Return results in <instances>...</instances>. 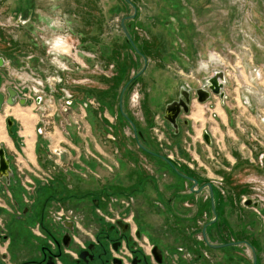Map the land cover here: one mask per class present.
Wrapping results in <instances>:
<instances>
[{
  "label": "rangeland",
  "instance_id": "1",
  "mask_svg": "<svg viewBox=\"0 0 264 264\" xmlns=\"http://www.w3.org/2000/svg\"><path fill=\"white\" fill-rule=\"evenodd\" d=\"M52 2L0 0V55L12 59L16 73L12 84L30 95L28 105L39 114L35 161L17 155L12 158L25 190L22 201L30 200L25 194L28 197L32 188H40L34 197L35 216H52L57 230L53 212H77L65 206L64 195L69 192L57 189L68 185V177L69 183L83 178L77 172L78 153L63 140L73 135L71 141L78 146V135L82 134L90 146L83 167L92 166L84 186L101 184L96 181L100 175L95 168L102 163L107 162L109 172L108 189L86 192L88 201L113 200L117 209L113 204L107 209L122 213L142 231L130 194L135 185L110 183L117 173L128 175V182L131 174L139 178L149 174L160 183L166 182L168 174L160 167L167 166L162 163L167 159L177 172L195 178L197 183L190 190V183L182 180L180 192L186 195L170 211L183 221L192 219L185 228L188 241L180 240L173 248L162 245L163 249L176 255L181 264H215L213 254L218 250L230 254L236 263L245 258L250 261L251 247L254 254L261 255L258 264H264V0H70L65 9ZM29 7L33 10L31 22L15 26L16 15L23 11L27 17ZM55 10H62L70 25L75 22V27L80 26L81 35L77 29L64 32L63 41H58L61 55L53 58L43 44L49 32L42 21ZM122 23L136 49L125 36ZM210 56L214 62L209 69L196 71L197 61ZM219 70L225 77L223 99L211 94L199 103L192 95L189 113L181 115L190 126H182L174 135L162 118L164 104L177 96L179 86H186L193 94ZM54 126L62 131L60 135L54 133ZM17 130L15 127L12 137L17 140L16 149L26 150ZM204 131L210 135V144L203 140ZM124 136L131 148L127 154L112 151L117 156L113 161L103 162L100 152L93 149L94 141L98 146L112 147L117 137ZM66 149L72 151V167L78 169L71 176V171H64L69 158H65ZM114 162L119 163L118 168H113ZM207 184L212 188L214 210ZM13 195L9 198L17 200ZM246 199L258 205L246 206ZM164 203L165 199L156 200L154 206L164 209ZM97 211L104 213L101 208ZM214 215L217 222L209 225ZM163 230L170 234L171 229ZM54 237L61 241V236ZM147 240L153 244L156 239ZM39 241L46 245L45 240ZM207 242L235 244L215 249ZM61 259L70 263L64 254Z\"/></svg>",
  "mask_w": 264,
  "mask_h": 264
},
{
  "label": "crops",
  "instance_id": "2",
  "mask_svg": "<svg viewBox=\"0 0 264 264\" xmlns=\"http://www.w3.org/2000/svg\"><path fill=\"white\" fill-rule=\"evenodd\" d=\"M70 0H53V4L55 7H59L61 6L62 9H65V4L66 2ZM39 10V9H37ZM75 23V22H74ZM71 24L70 25V29L71 31L74 30H78L79 35L80 34V30L78 28H80V26L75 27V24ZM72 27V28H71ZM85 41H87L86 37H85ZM89 41V40H88ZM14 65H7L5 67H0V82L3 84H12V81L15 78V70H14ZM70 79L72 78L69 77ZM179 89V88H178ZM27 112V113H26ZM22 115V116H21ZM28 117H25V116ZM34 115V116H33ZM50 115V114H48ZM11 117L14 120V128L17 127V134L18 137L20 138L19 141L23 143H26L27 145V149H16V141L9 135L8 133V129H7V124H6V119ZM24 117L27 119H24ZM24 119V120H23ZM31 119V120H29ZM38 119H39V114H37L36 110L34 108H32L28 105H20L18 103H15L14 105L10 106V105H4L2 111L0 112V147H3L5 150V155L6 157L9 159V166L10 169L16 179V183L15 185L12 187L11 192L8 191L7 189L4 191L3 193V181L0 179V196L1 198H4L7 200V202L10 204V199L9 196L11 194H14L15 197H17V200L21 201L22 198L21 196L23 195V186L22 183L20 182V180L18 179V175H17V170L16 166L14 165L15 163L12 161L13 155H17L19 156L21 159L24 160H29V162L33 163L36 159V153H34V142L37 139V136L35 134V129L38 123ZM29 120V121H28ZM28 121V123H27ZM26 124H25V123ZM190 126L189 122L188 124L185 125ZM87 127V126H85ZM14 128H13V132H14ZM29 129V130H28ZM87 129V128H86ZM58 132H62L59 128L54 126V133L59 134ZM64 132V131H63ZM60 135V134H59ZM79 136V142H78V146L74 145V142L72 143V139H73V135L72 136H68L64 137L63 140L64 142H67L66 144L68 145V147L70 149L75 148V151L73 152H77L78 154L76 155V157H78L79 161V170H75L72 167V162L73 160L70 159V153L72 152L71 150H65L67 151L65 154V158H68V161L66 162V169L65 170H69L71 171L68 176H71L72 174H77V173H72L74 171H77L79 175H83V178H80L78 181L79 183H69V177H68V185H63L62 188H58L57 192H66L68 191V195H64V203L65 206L67 207H71L76 209L77 211H80L83 215V222H82V226H83V231L86 234H80L78 237L80 239L82 238H87L90 239L93 236H96L98 230L100 229V220H98L97 217V213L95 212V208L98 206L101 209H103V211H107V206L108 205H112L113 203H115L113 200L112 201H107V198H102V199H98L100 200L98 205H94L92 202V197L90 198L91 201L87 200L88 194L86 192L88 191H93V190H101V191H106L108 188L106 187L107 185V178L106 176H108L109 172H106V165L108 160L113 161L114 157L112 155V151L116 152H121L122 153H128V148H131L130 145V141L128 140L127 137H117L116 142L112 143V147L111 145H102V146H98V144L94 141V146L93 149L96 150V152H100L99 154H101V157L103 160V162L106 163H102L100 165V167L95 168L97 170V175L100 177L97 178L96 181L101 182V184H98L97 182H94L95 184H93L91 186V188L86 187L84 185L88 184V180L86 177V173L89 174V170L92 168V166H88L86 165L85 167L84 164L87 163L85 160H88L87 158V152H89V142L85 139V136L78 135ZM29 141V144L26 142ZM32 141V142H30ZM206 143V142H205ZM207 144V143H206ZM30 147V148H29ZM29 148V149H28ZM71 151V152H70ZM127 157V156H126ZM86 158V159H85ZM121 158H125L124 156ZM72 160V161H71ZM167 166H163L160 167L161 169H163L167 174H168V179L166 182H159L158 180H156L154 177L149 176V174L146 176V178L141 177L139 178V175H135V174H131L130 180L131 182H128L127 180V176H123V173H117L116 176L114 177V179L112 180V182L110 184L116 185V186H126V185H131L136 188H134L135 192L133 191L132 196H134V202L132 204L133 209L135 210V213L138 214V219L136 220H142L141 222V226H142V231L139 228L138 230L140 231L141 235L144 236L145 238L149 239L150 241L153 239H156L154 241L153 244L157 245L159 248L163 249L162 245L165 248H173L174 244L176 245V243H178L180 240H184V241H188V237L185 231V228L190 227L189 223H191L192 219H186V211L183 209H181L182 211V216L186 219L183 221L182 218L176 217L174 215H172L170 213V211L175 208L174 205L177 207L178 201L182 198L185 197L186 194H184L183 192H180L182 190L183 187V183L182 180L189 182L190 183V190L192 188V186L194 185L193 180H195L197 182V180L193 177L192 180H186L185 178L181 177L177 170L172 166V163L166 161V160H162ZM76 162V161H75ZM85 162V163H84ZM161 163V162H159ZM161 163V164H162ZM113 168L116 167L118 168L119 163L118 162H114L111 163ZM122 165V163H121ZM134 165V164H133ZM22 167H24L22 165ZM88 170V171H87ZM168 170V171H166ZM82 171V172H81ZM91 172V171H90ZM135 175V176H134ZM124 181H126L127 183H123ZM101 185V188L100 186ZM198 185V184H197ZM201 186V185H200ZM199 186V187H200ZM2 190V191H1ZM128 190V189H127ZM25 191V190H24ZM199 193V192H196ZM13 195V196H14ZM87 195V196H86ZM19 197V198H18ZM106 197V196H105ZM210 197V195H209ZM0 200H3L1 199ZM165 199V203L164 205H166L164 207V209H158L156 206V200L164 201ZM210 199V198H209ZM107 202H106V201ZM183 200V199H182ZM23 203V201H21ZM182 202V201H181ZM50 202H48L45 206V213H46V208L49 205ZM200 205L199 207H202L203 204V200H200ZM211 203V199L210 202ZM115 207V209H117L116 204H113ZM105 207V208H103ZM155 209L159 210L156 211ZM6 212L3 214H1L0 216H2L4 218V222L6 223V225H8V230H7V239L4 242V248L7 252V259L9 260L7 264H17L19 262H22L30 257H37L40 255V246L41 243L39 241L42 240L39 237H36L31 231L32 228H34L37 224H39L40 229L43 231L42 226L48 230H56V227L54 226V228L51 225V222L49 221V219L47 218L46 214L41 215V217L38 219L35 217V219L29 223L28 225L25 223H13L12 220L13 218V214L12 211H8L5 210ZM157 212V213H156ZM225 215V213H224ZM159 219V221L156 222V220ZM182 219V220H181ZM180 222V223H179ZM210 224H214L215 222H217V217L214 215L213 219L210 221ZM165 224V226H163ZM209 225H207V227H209ZM163 226V227H162ZM206 227V228H207ZM10 228V229H9ZM163 228H169L171 229L169 233L164 232ZM156 232V233H155ZM259 232H262L259 230ZM25 233H28L29 236L28 238L25 237ZM216 236H218L219 234L215 233ZM218 244H223V243H218ZM31 247L29 252H25V248L27 247ZM221 250H218L216 252V254H213L216 262L215 264H244V263H236L232 260V258H230V254H224L223 252H220ZM261 256V255H260ZM259 256V257H260ZM69 257V256H68ZM70 258V257H69ZM230 259L231 261L227 260ZM71 259V258H70ZM260 259V258H259ZM233 261V262H232Z\"/></svg>",
  "mask_w": 264,
  "mask_h": 264
},
{
  "label": "flooded vegetation",
  "instance_id": "3",
  "mask_svg": "<svg viewBox=\"0 0 264 264\" xmlns=\"http://www.w3.org/2000/svg\"><path fill=\"white\" fill-rule=\"evenodd\" d=\"M32 8H27V17H23V11H19L15 18V26L21 27L27 25L32 20ZM3 29V28H2ZM0 58L3 59V64L0 67H5L11 65L12 59L0 55ZM7 86H12L20 96L25 97L23 93L13 84H3L0 82V91L5 92ZM28 101L26 104L31 103V97H25ZM175 98V97H173ZM18 103V102H16ZM19 104V103H18ZM3 109V108H2ZM66 109V108H65ZM2 111V110H1ZM0 111V112H1ZM185 115V114H182ZM12 121L9 135L12 137L14 120L9 117ZM8 119V118H7ZM6 119V120H7ZM180 129L182 126H185V118H178ZM7 124V122H6ZM8 129V126H7ZM173 131V130H172ZM180 132V131H179ZM178 132V133H179ZM177 133V134H178ZM174 134V135H177ZM171 163V162H170ZM180 173V172H179ZM3 181V193L7 189L11 192L10 187H13L16 183V179L13 175L9 177V183H6L4 177H0ZM32 188V192L28 195L25 194L26 198L30 200H23V203L19 200L12 199L10 204L6 199L0 200V215L5 213V210L12 211L13 214V223H25L29 224L35 219V211L33 210V205L35 203V196L37 191L40 188ZM1 190V191H2ZM194 190H196L194 188ZM196 191H199L198 189ZM32 194L33 199H31ZM12 195V194H11ZM52 196L48 197L47 203L53 199ZM15 196V195H14ZM30 196V197H29ZM17 199V198H16ZM100 200L97 198L92 199L93 204L98 205ZM2 202V203H1ZM30 202V203H29ZM49 203V204H50ZM49 206V205H48ZM100 207L95 208L97 213L98 220H100V229L98 230L96 236H93L90 239L82 238L78 236L80 234H86L83 231V226L81 220H83V215L80 212L73 210H63V216L56 219V215L53 216L57 221L58 230L54 228V219L50 216H47L51 222L54 230L50 231L42 226L43 231L40 229L39 224L32 228V233L46 241V245H41L40 255L37 257H30L22 262L17 264H46L49 261L52 264H67L61 259V255L64 254L69 256V264H115L114 260H118L119 264H181L178 260V257L172 253L169 254L167 249H161L155 244H149L147 238L141 235L140 231L134 227L129 219L119 213L118 211H113L107 209V211H102L103 214H99L97 210ZM71 211L72 216H75L74 219L67 217V213ZM76 219V220H75ZM56 223V222H55ZM10 229V228H9ZM7 230L8 225L4 222V218L0 216V264H7V252L4 248V242L7 239ZM204 232V230H203ZM54 234L61 236V241L54 237ZM204 234V233H203ZM87 235V234H86ZM29 234L25 233V237L28 238ZM205 237V236H204ZM68 242L67 245L64 242ZM208 245L211 243L207 242ZM245 245L247 243L245 242ZM157 246L160 251V261H158L153 252L154 247ZM27 247V246H25ZM227 247V246H225ZM249 247V246H248ZM215 248V249H222ZM31 247L25 248V252H29ZM251 249V260L248 261L247 258L241 260L244 264H258L259 256L255 254V262L253 260V250ZM214 261L216 262L215 257L213 256ZM228 261H231L227 258ZM193 262V261H192ZM233 262V261H232Z\"/></svg>",
  "mask_w": 264,
  "mask_h": 264
},
{
  "label": "water",
  "instance_id": "4",
  "mask_svg": "<svg viewBox=\"0 0 264 264\" xmlns=\"http://www.w3.org/2000/svg\"><path fill=\"white\" fill-rule=\"evenodd\" d=\"M129 2V0H126ZM130 3V2H129ZM130 17H133L130 16ZM122 29L124 31L125 36L127 37L128 41L132 44L134 47L133 41L130 38L128 32L126 31L123 23H122ZM135 48V47H134ZM136 49V48H135ZM3 59L0 58V65L3 63ZM2 63V64H1ZM225 77L223 71H214L211 76H209L205 84L202 87L194 89V93L192 94L191 90L187 88L186 86H179L177 96L175 98H171L169 101H167L164 104V109H163V114L162 118L165 120L170 128L173 130V134H177L180 131V126H179V121L178 118L182 115L185 114L187 115L190 110V105L192 102V95L196 98V100L199 103H204L209 99L211 94L213 95H218L220 99H223L224 97V92H223V85H224ZM125 89V88H124ZM28 100L25 97H22L18 94V92L12 87V86H7L5 89V92L0 91V111L2 110L4 105H14L16 102H18L20 105H25ZM37 102H39V98L36 99ZM123 116L126 117L124 112H122ZM127 118V117H126ZM8 130L10 132V127L12 124V121L10 118L6 120ZM185 124H188V121L185 119ZM133 129L134 125L131 124ZM203 140L207 143H211L210 135L204 131L203 132ZM143 148V147H142ZM145 151L149 152L147 149L143 148ZM168 161L167 159H165ZM170 162V161H168ZM12 171L9 166V159L5 155V150L3 147H0V177H4L6 180V183H9V177L11 176ZM178 174L185 178L186 180H192V178L179 173ZM194 185H196V181L193 180ZM207 187L210 192V199H211V205H212V210H214V205H213V195H212V188L210 184H207ZM244 204L246 206H254L256 207L258 205L257 202L252 201L251 199H246L244 201ZM67 245V241L64 242ZM235 243H225V244H211L210 246L213 248H221L229 245H234ZM153 252L155 254V257L158 261H160V251L157 246L154 247ZM253 260L255 262V254L253 253ZM115 264H119L118 260H114ZM46 264H52L49 261H47Z\"/></svg>",
  "mask_w": 264,
  "mask_h": 264
},
{
  "label": "clouds",
  "instance_id": "5",
  "mask_svg": "<svg viewBox=\"0 0 264 264\" xmlns=\"http://www.w3.org/2000/svg\"><path fill=\"white\" fill-rule=\"evenodd\" d=\"M46 25V30L49 32L48 38L43 41L45 47L50 49V54L61 55L59 49L62 47L58 41H63V33L70 29V21L62 10H55L53 15H47L42 21ZM214 62L213 57L207 60L201 59L197 61L196 71H207L209 66Z\"/></svg>",
  "mask_w": 264,
  "mask_h": 264
},
{
  "label": "built area",
  "instance_id": "6",
  "mask_svg": "<svg viewBox=\"0 0 264 264\" xmlns=\"http://www.w3.org/2000/svg\"><path fill=\"white\" fill-rule=\"evenodd\" d=\"M55 57H57V56H55V55H53V58H55ZM33 92H35V93H37V92H39L38 90H36V89H34V91ZM25 97H30V95H25V94H23ZM36 99H37V97H36ZM55 152H56V150H55ZM131 201H129V203H130ZM67 217H71L72 219H74L75 218V216H72V212L71 211H69L67 214ZM63 216V211L60 209L59 211H57V213H56V219H58V218H61ZM76 220V219H75ZM204 233V232H203ZM203 236H204V234H203Z\"/></svg>",
  "mask_w": 264,
  "mask_h": 264
},
{
  "label": "bare ground",
  "instance_id": "7",
  "mask_svg": "<svg viewBox=\"0 0 264 264\" xmlns=\"http://www.w3.org/2000/svg\"><path fill=\"white\" fill-rule=\"evenodd\" d=\"M26 113H27V112H26ZM21 116H22V115H21ZM24 116H25V115H24ZM33 116H34V115H33ZM25 117H28V116H25ZM25 117H24V119H26ZM198 118H199V117H198ZM24 119H23V120H24ZM26 120H27V119H26ZM29 120H31V119H29ZM29 120H28V121H29ZM28 121H27V123H28ZM24 123H25V122H24ZM25 124H26V123H25ZM28 130H29V129H28ZM26 142H27V139H26ZM30 142H32V141H30ZM27 143H29V141H28ZM29 144H30V143H29ZM30 145H31V144H30ZM29 148H30V147H29ZM29 148H28V149H29Z\"/></svg>",
  "mask_w": 264,
  "mask_h": 264
},
{
  "label": "trees",
  "instance_id": "8",
  "mask_svg": "<svg viewBox=\"0 0 264 264\" xmlns=\"http://www.w3.org/2000/svg\"><path fill=\"white\" fill-rule=\"evenodd\" d=\"M14 136V133L12 134V137Z\"/></svg>",
  "mask_w": 264,
  "mask_h": 264
}]
</instances>
